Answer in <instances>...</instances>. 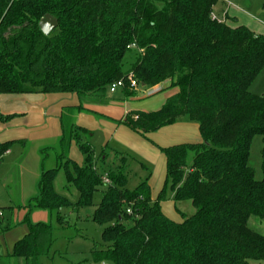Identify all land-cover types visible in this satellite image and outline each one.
<instances>
[{"label": "trees", "instance_id": "1", "mask_svg": "<svg viewBox=\"0 0 264 264\" xmlns=\"http://www.w3.org/2000/svg\"><path fill=\"white\" fill-rule=\"evenodd\" d=\"M218 2L0 0V94L105 97L112 83L133 73L140 86L171 79L178 91L156 111L129 112L123 124L143 136L181 118L199 125L201 141L160 147L166 182L153 199L148 178L127 187L125 157L115 170L99 172L95 150L85 140L89 131L64 119V150L75 140L84 163L63 154L60 166L43 171L40 193L25 207L60 211L91 205L108 174L111 182L92 214L104 225L102 247L90 252L96 264L264 263V234L250 225L252 217L264 221V91H250L264 68V33L222 20ZM45 14L58 19L50 36L39 27ZM133 43L143 53L129 48ZM131 50L135 60L125 70ZM256 135L263 136L260 179L249 161ZM8 148L0 144V157ZM60 169L77 189L76 201L56 191ZM168 188L176 204L190 201L194 213H181L180 221L167 216L161 203ZM29 223L12 256L34 264L51 245L53 228Z\"/></svg>", "mask_w": 264, "mask_h": 264}, {"label": "crops", "instance_id": "2", "mask_svg": "<svg viewBox=\"0 0 264 264\" xmlns=\"http://www.w3.org/2000/svg\"><path fill=\"white\" fill-rule=\"evenodd\" d=\"M216 10H219L218 6ZM228 17L237 21L235 14L228 12ZM165 87L163 83L148 89L140 86L131 91L132 94L120 88L118 94L107 92L105 97H80L65 92L0 94V144H9L0 157V195L6 202H18L19 207L27 210L24 205L40 193L43 171L60 166L63 154L80 165L84 163L85 157L75 140L64 150L65 119L86 128L89 136L98 137L99 145L90 143L95 157L106 159L111 155L116 160L125 157V163L129 159L138 161L139 167L147 173L144 178H148L155 199L166 182V157L160 147L201 141L198 123L187 118L145 136L122 123L129 112L160 109L178 91L176 88L164 96L155 94ZM65 186L72 187L68 183ZM181 203L174 202L170 190L167 199L161 203L162 210L180 221L181 213H184L179 208ZM35 213L36 218H42L38 210Z\"/></svg>", "mask_w": 264, "mask_h": 264}, {"label": "rangeland", "instance_id": "3", "mask_svg": "<svg viewBox=\"0 0 264 264\" xmlns=\"http://www.w3.org/2000/svg\"><path fill=\"white\" fill-rule=\"evenodd\" d=\"M218 7L219 10L217 14L222 20H226L228 12L231 15L235 14L237 16V21H227L230 25L246 24L252 30L258 33H264V0H219ZM225 11L227 13H225ZM135 56L136 52L134 50L126 53L124 58L125 70L130 68L135 60ZM162 83L165 84L166 87L157 91L155 94L164 96L176 89V87L172 85L171 79ZM149 87L151 86H143V89H148ZM120 90L121 89H118L116 93L118 94ZM250 91L257 95L263 93L264 68L252 83ZM85 140L95 144V146H97V144L99 145L98 137L93 138L87 136ZM262 146L263 136L256 135L252 143L249 161L250 165L255 169L258 179L262 177ZM191 159L192 155H190L189 160L191 161ZM137 162L138 161L130 159L126 161V163L124 162L127 165L128 173L127 187L131 190L144 180V177L147 175V173L139 167ZM121 164V159L116 160L111 157V155L109 157L107 156L106 159H102L101 156L96 157V165L101 173L115 170ZM66 183L64 171L60 169L56 176V189L70 198V200L76 201L78 198L77 189L74 186L67 188L65 186ZM105 188L106 184H103L101 189L95 193L91 205L78 206L77 208L65 207L60 211L37 209L42 216L40 219L36 218V209L28 211V209L26 210L19 207L21 204L18 202H6L5 197L0 195V214L2 215H0V218L3 219L0 224V246L3 255L0 264H25L23 259L12 256L14 245L21 237L28 234L30 228L29 222H37V219L38 221L49 223L52 226L53 241L49 247L47 245L49 243L43 247L34 264H96L92 261L90 252L93 248L102 247L104 242L102 238L104 225L95 222L92 219V214L99 204ZM168 192L170 193V188H168ZM179 206L186 216L191 215L195 211L190 201L182 202ZM10 207L14 209H10ZM59 216H62V218L60 219ZM250 225L264 234V221L258 217H252L250 219Z\"/></svg>", "mask_w": 264, "mask_h": 264}, {"label": "built area", "instance_id": "4", "mask_svg": "<svg viewBox=\"0 0 264 264\" xmlns=\"http://www.w3.org/2000/svg\"><path fill=\"white\" fill-rule=\"evenodd\" d=\"M214 17H215V15H214ZM129 48L138 49V51L140 53H143V49H139L135 43L131 44L129 46ZM125 87H128L131 90H134V89H137L138 87H140V83L134 77L133 73L128 74V76L126 78H122V79L117 80L114 83H112L109 86V92L114 93L118 89L125 88ZM135 118L137 119L138 116H135ZM102 180H103V183L106 184V185L110 184V182H111L108 174H105L103 176ZM127 212L131 213V209H128Z\"/></svg>", "mask_w": 264, "mask_h": 264}, {"label": "water", "instance_id": "5", "mask_svg": "<svg viewBox=\"0 0 264 264\" xmlns=\"http://www.w3.org/2000/svg\"><path fill=\"white\" fill-rule=\"evenodd\" d=\"M215 9H216V7H215ZM45 22L51 23L54 26L55 29L58 26V19L56 17H54L53 15H51V14H45V16H43L40 19V21H39V27H40V29H41V27L43 26V24Z\"/></svg>", "mask_w": 264, "mask_h": 264}, {"label": "clouds", "instance_id": "6", "mask_svg": "<svg viewBox=\"0 0 264 264\" xmlns=\"http://www.w3.org/2000/svg\"><path fill=\"white\" fill-rule=\"evenodd\" d=\"M42 35L44 36H50L52 33H54L55 28L51 23L45 22L43 26L40 29Z\"/></svg>", "mask_w": 264, "mask_h": 264}]
</instances>
